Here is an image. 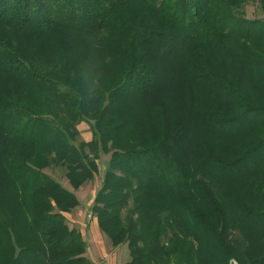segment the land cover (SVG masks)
<instances>
[{"label":"trees","instance_id":"obj_1","mask_svg":"<svg viewBox=\"0 0 264 264\" xmlns=\"http://www.w3.org/2000/svg\"><path fill=\"white\" fill-rule=\"evenodd\" d=\"M250 2L0 0V264H93L67 219L79 199L45 170L79 190L104 155L92 211L129 264H264Z\"/></svg>","mask_w":264,"mask_h":264},{"label":"rangeland","instance_id":"obj_2","mask_svg":"<svg viewBox=\"0 0 264 264\" xmlns=\"http://www.w3.org/2000/svg\"><path fill=\"white\" fill-rule=\"evenodd\" d=\"M259 2L258 0H251L250 4L246 8V16L248 19H263L264 14L259 9ZM78 130V141L79 143H90L93 140V127L89 125L87 122H80L77 125ZM91 153L87 150V153ZM91 158L93 159V154L91 153ZM110 155H104L102 159L97 161L99 165L98 174L95 175V178L92 181L87 182L84 186L81 187L79 190H75L73 186L69 183L68 179L66 178V170L63 168H49L45 170L47 174L55 178L59 181L64 188L68 189V191L76 194L77 198L80 201V206L74 210L71 214L67 215L68 223L71 228H77L82 235L84 236V240L88 245V250L86 253V257H88L93 262V248L94 252L98 253V245L96 241H94L93 233L96 230L101 233L103 242L101 252L103 254V259L95 258V262L93 264H109L112 259L116 260L117 264H129L130 252L127 245L120 246L114 248L111 241L99 227V220L98 217L92 211L93 201L95 196L102 188V181L104 178V174L107 169V164L109 162ZM169 230V229H168ZM171 231L169 230L168 238L173 236ZM167 238V239H168ZM94 253V255H95ZM96 257V256H95ZM99 257V256H97ZM117 258V259H116ZM108 260V261H106ZM231 264H238L236 261L232 260Z\"/></svg>","mask_w":264,"mask_h":264},{"label":"crops","instance_id":"obj_3","mask_svg":"<svg viewBox=\"0 0 264 264\" xmlns=\"http://www.w3.org/2000/svg\"><path fill=\"white\" fill-rule=\"evenodd\" d=\"M94 202V201H93ZM93 237H94V241H96V244L98 245V253L96 254L95 252H94V248H93V257H94V259H93V262H95V258L98 260V258H100V259H103L104 257H103V254H102V252H101V248H102V242H103V239H102V236H101V233H99L97 230H96V232L95 233H93ZM88 250V249H87ZM94 253H95V255H94ZM96 256V257H95ZM97 256H99V257H97ZM117 259V258H116ZM106 261H108V260H106ZM109 264H117V262H116V260H114V259H112L111 260V262H109Z\"/></svg>","mask_w":264,"mask_h":264}]
</instances>
